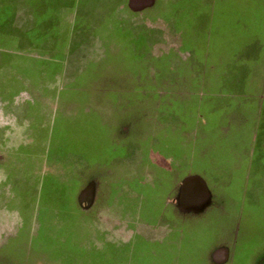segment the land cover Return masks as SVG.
Masks as SVG:
<instances>
[{
    "label": "crops",
    "instance_id": "1",
    "mask_svg": "<svg viewBox=\"0 0 264 264\" xmlns=\"http://www.w3.org/2000/svg\"><path fill=\"white\" fill-rule=\"evenodd\" d=\"M89 1L72 6L75 11L76 5H84V14L71 18L88 27L99 25L100 30L110 24L130 45L125 56L137 71L163 66L165 75L176 73L183 81V72L190 70L209 92L180 103L153 91L156 85L148 87L142 91L144 115L157 111L166 123L159 140L147 133L128 141L131 128L122 125L121 115L107 121L101 105L87 92L75 98L72 89L59 86L65 70L4 63L0 67V80L6 85L0 87V165H7V153L17 152L33 164L30 168L39 170L27 174L22 170L12 177L8 167L9 176L0 183V264H37L46 247L52 252L56 248V231L84 246L90 225L97 223L88 222L89 214L107 216L99 218L103 219L94 239L119 235L122 242L135 245L132 236L145 231L153 247H166L164 253L153 248L147 264H195L205 236L196 229L182 235L190 232L184 221L199 218L213 207L229 215L235 203L230 185L264 184V99L259 96L264 88L260 74L264 72V0H142L140 5L132 0ZM5 13L0 10V27ZM89 33L78 34L80 41L74 44L77 64L72 69L84 73L83 78L91 70L85 60L95 39ZM171 55L179 57L174 67ZM8 72L14 77L4 80ZM252 86L257 87L255 92ZM13 91L17 94L11 96ZM114 99L112 104L121 102ZM80 107L83 111L76 112ZM236 109L241 115L235 114ZM27 120L34 134H29ZM129 163L131 168H141L126 181L106 173ZM24 166L19 167L27 169ZM263 208V204L252 208L253 214L258 217ZM233 248L234 243L213 246L204 263L233 264ZM70 253L65 251V262L55 256L52 261L74 264ZM246 256L243 264H264L263 255Z\"/></svg>",
    "mask_w": 264,
    "mask_h": 264
},
{
    "label": "rangeland",
    "instance_id": "2",
    "mask_svg": "<svg viewBox=\"0 0 264 264\" xmlns=\"http://www.w3.org/2000/svg\"><path fill=\"white\" fill-rule=\"evenodd\" d=\"M16 1V11L19 18L26 15V3H29L31 8L36 9L37 7L34 6L36 5L34 1ZM37 1L38 6L43 2L42 0ZM74 1L76 2V0ZM74 1L45 0L44 4L46 7L41 9L43 12L38 13L37 10H34L37 12V14L34 15L36 18V24L26 32V34L30 36L31 42H34L35 45L31 46L26 42H22L21 44V41L19 40H13L15 43H11L10 46L0 44V67H3L4 63L11 62L18 64L22 62L44 66L48 65L53 68L65 70V72L60 73L62 77L60 78L61 85L59 84V86L63 87L64 85L63 88L66 87L72 89L75 92V98L78 97V93L83 94L84 92H87L92 99L95 98L94 100L101 105L100 108L105 114L104 117L107 121L114 120L121 115L123 121L122 125L125 126V128L127 125L131 128L130 135L127 134L126 137L128 141H131L133 137L136 139L137 137L142 138L141 136H144L147 133H154L155 139L159 140L158 135L162 132V126L166 123V120L162 118V115H157V111L154 112L155 115H144L146 112V97L143 96L142 91L145 89L148 90V87L151 88L153 85H156L157 89L155 88L153 91H159L161 92V95L165 94L164 96L170 95L172 99H175V101L180 103H183L181 101L192 102V100H196L198 97L200 98L202 94H208L209 89L202 88L198 84L197 78H195V73L189 72L190 70L183 72L186 79L183 81L176 78V73H172L169 76L168 74L165 75L161 70L163 66H160L161 68L156 66L151 68L148 72L137 71L136 68L132 67L133 63L129 60V57L127 59L125 56L130 50V45L126 44L127 42L124 37L119 38L116 29L109 28L110 24L106 29L100 30L98 29L99 25L91 24L88 27L82 23L79 18H71L73 14H75V16H83L82 14H84V5L78 7L80 2L81 4L83 3V0L78 3H73ZM89 2L93 1L91 0ZM75 4L78 5L75 6L74 11L71 7ZM5 6L0 8L2 12H6L4 15H13L14 12L11 8L12 6ZM90 14H92L91 16L94 15L93 13ZM95 19L94 16L91 18L92 21ZM115 20L116 19H113V21ZM45 21L47 23H45ZM122 23H125L124 15ZM79 30L80 32L78 33ZM84 30H89V34L95 39L91 43V47L88 48L91 55L85 60L89 65V68H91L88 72V78H83L84 75L82 74L84 73H79V75L72 69L73 65L77 62V48L74 44H78L77 42L80 41L77 40V37L79 36L78 34L81 35ZM200 30L201 27L199 28V32ZM22 33L24 34V32ZM19 46H22V48ZM176 52V50L173 51V53ZM183 56L187 58L188 61L191 60L189 58L190 56ZM184 57H182L183 60ZM168 58L171 60L172 67L176 66L177 63L175 61H177L179 57L171 55ZM67 65L72 66L67 67ZM17 69H19V67H17ZM20 69H22L24 74L28 72L23 66ZM260 74L264 78V72H261ZM5 75L7 77L4 78V80L8 78L12 79L13 75H11L10 72ZM72 76H76L77 78L75 80L71 79ZM148 78L151 80L150 82ZM2 82L3 80H0V87L5 89L6 85ZM114 89L117 90L116 93L113 92ZM256 89L257 87L252 86L253 92H255ZM150 91L152 94L155 93L152 90ZM15 94H17L16 91L11 92V96H14ZM152 94H150V96H152ZM260 94L261 95L259 96L264 99V88ZM111 99H114V101L118 99L121 102L117 101V104H112ZM184 104L186 106L187 104H189L188 106H193V104L190 103ZM81 109L82 107L78 108L76 112H82L83 110ZM240 113L241 112H238L237 109L235 110V114L241 115ZM228 114L229 112H226V115ZM28 121L29 123L26 124L29 134H34L33 132H30V125H32V123L30 124V120H27V122ZM44 125L47 127L46 124ZM29 134V138H36L35 135H30V137ZM155 139H153L154 142H156ZM5 156L7 157V165H0V183H4L5 178L9 176L8 167L11 168L10 176L12 177L20 176L22 170L26 174L27 171L35 172V170H39V167L37 166L30 168L29 165L32 166L33 164H30L26 157H21L20 153L10 152ZM13 164L17 168L12 167ZM22 165H25L24 167H27V169L19 167ZM140 168L141 167L131 168L129 163L125 164L123 167L107 169L106 173L108 176H113L111 179H118L120 182L121 178L124 179L123 181H126V179L130 178L132 175L137 176V173H140ZM41 174H39V176H41ZM64 175L67 176L68 172H65ZM42 176H46V174L43 173ZM232 186L234 188L233 190L230 189L229 193L235 197V203L233 209L232 207L229 208V215H227L225 211V214H222L216 209V207H213L201 217L191 221L187 220L183 223L185 229H187L186 231L190 232L188 234L187 232H183L182 235L189 236L193 232H191V230L195 231L196 229L198 234L206 237H203L204 245L200 249L202 253L200 260L197 258L195 264H205L204 260L207 251L213 246L221 243H228L229 245L234 243L233 249L236 261L233 264H243L244 257L242 256L244 253L247 255L246 257L250 258H257L260 255L264 256V211H262L257 217L253 214L252 210V208H259L262 204L264 205V184H236L230 185L229 187L231 188ZM0 191H3V189H0ZM260 197L263 199L259 200ZM104 216L106 215L102 216L95 214L91 216V214H89L86 217L88 222L91 223L92 221H96L97 223L93 226L92 224L90 225L91 229L85 236V242L83 243L84 246L81 245V247H78L79 242L69 241V239L64 237L61 232L59 233L56 231L53 237V244L56 248H53L54 250L52 252L50 246L48 248L46 247L43 253L40 254L41 256L38 257L37 264H59L55 258L52 261V257L54 256L60 259L63 258V261L65 262V251L71 252L70 254H72V261L74 264H89L87 258H91V264H147L149 253L153 248L157 249L158 247L161 253L165 252L166 247L164 248L160 245H154L153 247L148 243L149 236L145 231L143 233L140 231L141 233L132 236V239H135L136 241L135 245L132 244L133 242H122L119 235L117 238L113 235H101L102 239H94V233L96 232V234H99L98 223H102L103 219L100 220L99 218ZM130 239L131 237L128 241H130ZM48 240L50 242V237H48ZM115 245L117 247H115ZM93 259H97V262L93 263Z\"/></svg>",
    "mask_w": 264,
    "mask_h": 264
},
{
    "label": "trees",
    "instance_id": "3",
    "mask_svg": "<svg viewBox=\"0 0 264 264\" xmlns=\"http://www.w3.org/2000/svg\"><path fill=\"white\" fill-rule=\"evenodd\" d=\"M25 1L33 2L35 0H25ZM42 1H43L41 3L42 5L41 4L40 6L34 5L37 6L36 9L31 8L30 5L27 3L26 15L24 17L22 16L21 18H19L16 11L17 8L16 0H0V8L5 5H11L12 6L11 8L13 9L14 12L13 15L6 17L5 21L2 23L0 27V44L10 46L11 43H15V41L13 40H19L21 41V44L22 42H26L31 46L35 45L34 42H31L30 36H28L26 32L30 28H33L34 24H36L35 22L36 18L34 17V15L37 14V12L34 10H37L38 13H40L43 12L41 9L46 7L44 4L45 0ZM45 23L47 22L45 21ZM22 32H24V34ZM20 48H22V46Z\"/></svg>",
    "mask_w": 264,
    "mask_h": 264
},
{
    "label": "water",
    "instance_id": "4",
    "mask_svg": "<svg viewBox=\"0 0 264 264\" xmlns=\"http://www.w3.org/2000/svg\"><path fill=\"white\" fill-rule=\"evenodd\" d=\"M141 1H142V0H132V3L135 4V5H140V4H141ZM190 181H191V180H190ZM190 181H188V184H189ZM188 184L186 183V185H188ZM186 185H185V186H186Z\"/></svg>",
    "mask_w": 264,
    "mask_h": 264
}]
</instances>
